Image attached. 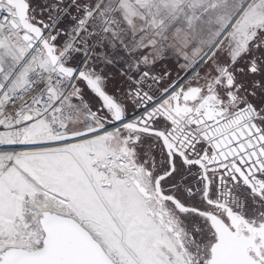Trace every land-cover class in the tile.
I'll return each instance as SVG.
<instances>
[{
	"label": "snow or ice",
	"instance_id": "obj_1",
	"mask_svg": "<svg viewBox=\"0 0 264 264\" xmlns=\"http://www.w3.org/2000/svg\"><path fill=\"white\" fill-rule=\"evenodd\" d=\"M0 264H264V0H0Z\"/></svg>",
	"mask_w": 264,
	"mask_h": 264
}]
</instances>
